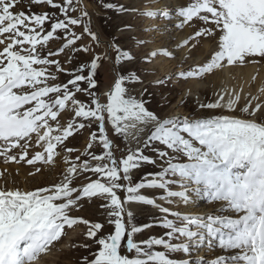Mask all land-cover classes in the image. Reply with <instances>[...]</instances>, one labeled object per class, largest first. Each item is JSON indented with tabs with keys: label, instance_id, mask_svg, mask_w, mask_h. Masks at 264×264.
Instances as JSON below:
<instances>
[{
	"label": "snow or ice",
	"instance_id": "obj_1",
	"mask_svg": "<svg viewBox=\"0 0 264 264\" xmlns=\"http://www.w3.org/2000/svg\"><path fill=\"white\" fill-rule=\"evenodd\" d=\"M21 2L0 0V157L5 163L49 164L62 147L68 153L64 160L69 166L52 186L31 191L0 188V264H34L61 238L65 226L78 224L87 226L86 238L99 246L81 258L82 264H206L200 257L193 262L170 258V254L191 255L205 245L213 249L217 242L219 248L234 251V255L210 264H264V107L257 104L252 108L249 103L240 109L247 118L213 111H237L240 96L225 90L214 93L211 101L197 97V111L208 110V115L165 117L150 110L143 97L131 95L128 85L143 81L126 68L107 94L99 93L95 77L110 57L94 55L75 68L65 67L59 59L64 54L66 63L72 64L78 53L91 52L85 37L101 43L80 0H27L29 8L54 10L38 13L18 11ZM102 6L121 14L135 11L111 2ZM142 15L169 19L175 15L181 29L194 19L202 21L204 26L181 47L196 38H216L217 50L209 60L179 71V79L203 78L225 61L235 65L246 58L264 60V0H193L172 13L161 9ZM77 27L82 31L77 32ZM124 28L130 30L131 26ZM54 40L63 41L56 50L48 47ZM115 40L110 47L117 53L116 62L123 65L133 60L131 52ZM137 43L143 46L147 41ZM157 55L172 57L173 53L153 51L143 60L149 63ZM60 75L69 79L58 82ZM168 79L154 83L162 85ZM104 95L107 102H103ZM66 110L72 115L62 124L59 117ZM107 123L125 142L135 141L136 147L121 150L117 157ZM94 124L96 130L90 133L86 148L70 158L78 150L65 141ZM146 129L150 134L141 140ZM94 146L101 148L100 154ZM35 147L42 151L30 155ZM145 165L159 171L146 173L134 183L135 170ZM81 176L86 182L77 186ZM173 186L181 190L174 191ZM150 189L164 190L158 199L169 204L178 198L184 206H191L207 198L224 206L206 214L172 211L144 194ZM120 191L126 193L124 199ZM93 198L106 201L101 205L106 209V223L70 215ZM132 204L154 207L162 215L138 226ZM225 212L230 214L223 215ZM109 226L112 230L105 232ZM154 226L167 231L160 237L135 239Z\"/></svg>",
	"mask_w": 264,
	"mask_h": 264
},
{
	"label": "rangeland",
	"instance_id": "obj_2",
	"mask_svg": "<svg viewBox=\"0 0 264 264\" xmlns=\"http://www.w3.org/2000/svg\"><path fill=\"white\" fill-rule=\"evenodd\" d=\"M106 2H111L116 5H123L129 9H135L132 12L119 13L118 10H107L102 4ZM182 2V3H181ZM193 0H180V7H185L188 4L192 3ZM154 3L149 2V0H80V7L86 9L90 14L92 21L93 30L98 33V37L101 43L97 44L92 42L89 37H85L84 43L92 45V51L89 53H78L73 58L72 64H67V57L64 54L59 56V59L65 67L75 68L81 62H89L93 59L94 55H102L110 57V59H105L102 63V66L98 69L96 74V81L98 85V92L107 94L110 89L113 88L114 82L117 80L118 76L122 72V68L128 69L130 72L135 71L136 74L143 81L142 83H134L128 85L131 95L141 98L143 97L146 100V104L150 110L157 112L158 114L171 117V116H184V115H208V110L197 111L196 99L197 97L193 96L195 92V85L193 81L195 80H205L208 76H214V73L218 71L215 70L212 73L206 74L203 78H192L188 80L179 79L176 77V74L179 72L181 66H177L174 69L167 70L165 75L162 73L160 60L164 58V55H157L152 58L151 62L145 63L143 57L153 52L154 44L156 41L150 40L148 37L149 28H144V24L158 18H148L142 15V10L146 7H152ZM18 11H25L26 13L31 11L33 13H38L41 11H54L48 6H35L31 8L27 6V0H23L20 3ZM150 11H156L155 9H149ZM148 10V11H149ZM131 26L130 30L124 28V26ZM203 22L198 19H194L192 22L185 24L182 28H186L189 32V37H193L194 34L202 27ZM120 29H124L120 31ZM148 29V31H145ZM77 32H81L82 28L77 27L75 29ZM114 38L115 42L118 43L122 49L128 50L134 56V59L128 61L127 63L121 65L116 62L117 53L114 49L110 47L113 43ZM135 38V39H134ZM186 39V40H188ZM137 40L147 41L143 46L137 43ZM63 41H50L48 47L52 50L58 49L60 44ZM210 45L209 52L205 54V62L214 54L217 50V40L215 37H202L191 40L186 46L187 50L190 48L192 51L196 52L200 50L204 45ZM195 45V46H193ZM152 47V48H151ZM157 52V51H156ZM255 61V62H253ZM252 62L257 65L256 70L251 77V82L246 89L250 92L240 96V100L237 105V111L234 113H229L226 110H213L215 112H223L224 114L241 116L247 118L246 114H243L240 109L243 107L251 105L252 108H255L257 104H260L264 107V76L261 78L260 85H257V79L260 78L261 67L264 66V60L259 58H246L244 63ZM243 63V64H244ZM239 64V63H237ZM160 65V66H159ZM227 65V62H224V66ZM261 67H260V66ZM190 68V67H189ZM188 68V69H189ZM222 68V67H221ZM219 68V70L221 69ZM161 69V70H160ZM187 68L185 70H188ZM172 70V71H171ZM173 73V74H172ZM161 76H160V75ZM162 77V78H161ZM168 77L169 79L165 84L157 85L154 82L164 80ZM160 78V79H159ZM221 85L225 84L224 76H218ZM69 79L67 75H60L58 82H66ZM156 79V80H155ZM176 79V80H175ZM222 79V80H221ZM238 79V78H235ZM232 79L230 85H235ZM192 81V82H191ZM241 83V82H240ZM239 85V84H238ZM239 87V86H238ZM253 87V88H252ZM213 89V90H212ZM257 89V90H256ZM201 92V96L204 97V101H211L214 99V93H217L218 90L214 88H204L197 89V92ZM82 100L87 99L84 96L80 97ZM103 102H107V97L104 95L102 98ZM248 99V100H247ZM260 113H258L259 115ZM72 115L70 110H66L61 114L59 120L62 124H66L68 117ZM55 127V122H53ZM109 138L113 140L114 144L117 146L115 155L120 157L122 152L127 147H136L135 141L125 142L122 138L118 137L111 126L110 123L106 124ZM151 126H149V129ZM96 130V125L94 124L92 128H85L74 132V135L70 137L65 144L68 147L77 149L78 151L73 152L70 158H74L75 155L83 151L86 148V145L90 138V133ZM150 134L148 129L141 134V140L146 139ZM35 151H42V149L35 147L30 149V155ZM94 151L97 154H100L101 148L94 146ZM57 152L59 155L55 156L53 161L49 164H43L38 162L35 165H28L26 162H9L5 163L3 157H0V173H3L0 176V188L7 190H22V191H31L36 190L41 187H48L55 185L63 178V173L66 172L67 167L69 166L65 160L64 156L68 155L62 147H58ZM150 154V153H147ZM37 168L41 170L36 171ZM159 171V168L152 165H145L140 169L135 170L133 175V182H138L146 174L151 172ZM91 179H95V176L88 174ZM86 181L83 180V176L76 180V185L80 186ZM172 190L179 191L181 190L177 186H173ZM164 190L159 189H150L144 190V194L157 198V202L163 206L169 207L172 211H181L182 212V203L178 198H173V203L169 204L164 200L158 199L159 195L163 194ZM119 195L122 199L125 198L126 193L123 191L119 192ZM209 201V200H208ZM212 201H210L211 203ZM106 203L99 198H93L92 200H85L82 207H77L76 210L70 212V215L74 217H83L93 222L106 223L107 215L106 209L101 207L102 204ZM207 203V201H205ZM218 204L220 202H212ZM135 209H133L135 220L134 222L141 226L145 223H150L154 218L160 217L162 214L158 212L157 209L151 206L142 205V204H132ZM206 205H203L205 207ZM181 207V208H180ZM139 212V213H138ZM223 215H226L222 213ZM172 218V217H169ZM112 230L111 226L105 228V232H110ZM167 230L154 226L150 229L145 230L144 232L136 236V240H145L153 235L160 237ZM87 226L83 224H78L72 228L65 226L64 234L58 241H54L49 249L42 253L38 259L46 260L47 264H82L81 258L89 256L90 252H95L98 249V245H95L94 242L86 238ZM175 242V241H174ZM92 245L90 248H85L84 245ZM65 247V248H63ZM163 250V249H158ZM225 250L215 246L213 249H209L206 245L201 247L197 252H194L191 255H186L183 252H177L170 254V258L176 260L189 259L195 261L197 257L203 258L206 264L214 259H217L215 256L216 253L223 254ZM49 256V257H46ZM51 256V257H50ZM197 256V257H196ZM91 258V257H89Z\"/></svg>",
	"mask_w": 264,
	"mask_h": 264
},
{
	"label": "bare ground",
	"instance_id": "obj_3",
	"mask_svg": "<svg viewBox=\"0 0 264 264\" xmlns=\"http://www.w3.org/2000/svg\"><path fill=\"white\" fill-rule=\"evenodd\" d=\"M149 2H153L154 4L152 5V7L150 6V7L144 8L142 10V13L147 12L149 9H155L156 11H159L161 9H167L169 10L170 13H172L173 10L180 8V5L182 3V2L180 3V0H149ZM179 23H180V18L173 15L171 19L169 18H158L157 20L152 19L151 21L144 24V28H149V31H148V37H150L149 39L156 41L154 44L153 51L159 52L162 49H167L173 53L172 57L164 56V58L160 60V63L163 62L161 65V68L163 69L162 73L164 75L167 73L166 72L167 70L174 69L177 66H181L178 70V71H181V70H185L186 68L188 69L189 67H192V66L203 65L205 63L204 61L206 57L205 54L209 52L210 50L209 48L210 45L208 44L204 45V47H202L200 50L196 52L192 51L190 48L187 50L186 46L181 47V45L183 44V41L188 39L187 36L189 35V32L187 31L186 28L184 29L178 28L177 25ZM154 29H159V31H156ZM256 68H257V65L252 62H248L244 64L225 65L220 70L218 69L216 74L214 73V76H208L203 81L201 80L193 81L194 83L193 85H195V92H193L192 94L195 97H199L200 100L202 101H204V97L201 96L200 91L197 92V89L203 90L204 88H214L218 90L217 93H221L227 90L229 94L234 93V94H238L239 96H242L245 93L247 94V92H250V91L246 88L247 86L251 85L250 84L251 77L254 73V70H256ZM261 72L262 74L260 75V78L257 79L258 87L262 80L261 78H263L264 76V66L261 67ZM218 76L219 77L224 76V78L226 79L225 84L221 85V82H224V81L220 82ZM235 78H238V79H235ZM232 79H235V81H233L235 85H230L232 83ZM205 201H207V203H205ZM203 205H206V206L203 207ZM182 206H183L181 209L182 213L191 211L197 214H206V213L215 212L217 209L224 206V203L223 202H220L218 204H215L212 202L210 203V201H208L207 198H202L198 201V204L196 205H191V206L182 205ZM130 208L131 210H133L136 207H134L133 205H130ZM224 214L229 215L230 213L225 212ZM217 245H218V242H217ZM232 255H234V251H225L223 254L216 253L215 256H217L216 258H219L222 256L230 257ZM46 257H49V256H46ZM34 264H47V263H46V260L37 259L34 262Z\"/></svg>",
	"mask_w": 264,
	"mask_h": 264
}]
</instances>
